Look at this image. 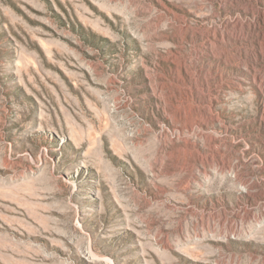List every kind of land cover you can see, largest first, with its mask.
<instances>
[{
  "label": "rangeland",
  "instance_id": "rangeland-1",
  "mask_svg": "<svg viewBox=\"0 0 264 264\" xmlns=\"http://www.w3.org/2000/svg\"><path fill=\"white\" fill-rule=\"evenodd\" d=\"M0 264H264V0H0Z\"/></svg>",
  "mask_w": 264,
  "mask_h": 264
}]
</instances>
